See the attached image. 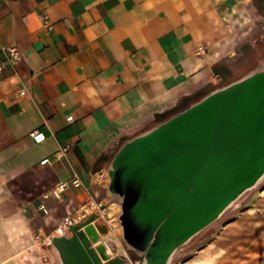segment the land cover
Returning a JSON list of instances; mask_svg holds the SVG:
<instances>
[{"label": "crops", "instance_id": "crops-1", "mask_svg": "<svg viewBox=\"0 0 264 264\" xmlns=\"http://www.w3.org/2000/svg\"><path fill=\"white\" fill-rule=\"evenodd\" d=\"M261 6V0H0V61L2 47L22 55L15 67L0 69V172L33 177L42 192L76 175L82 186L59 200L66 210L92 201L102 213L111 209L103 176L115 149L158 123L157 114L220 87L231 74L220 66L224 49L237 46L234 21L244 9L264 17ZM60 146L67 151L55 158Z\"/></svg>", "mask_w": 264, "mask_h": 264}, {"label": "water", "instance_id": "water-1", "mask_svg": "<svg viewBox=\"0 0 264 264\" xmlns=\"http://www.w3.org/2000/svg\"><path fill=\"white\" fill-rule=\"evenodd\" d=\"M106 169L105 196L120 206L123 241L141 264H169L264 176V67L125 139ZM94 218L54 238L62 264H102L83 230Z\"/></svg>", "mask_w": 264, "mask_h": 264}, {"label": "rangeland", "instance_id": "rangeland-1", "mask_svg": "<svg viewBox=\"0 0 264 264\" xmlns=\"http://www.w3.org/2000/svg\"><path fill=\"white\" fill-rule=\"evenodd\" d=\"M261 4V12L264 13V0H261ZM243 12L245 14L234 21L237 46L225 48L227 52L220 61L221 67L231 69L227 77L229 81L264 67V17L247 13L246 9ZM227 80L216 86H221ZM200 96H190L174 113ZM23 179L0 172V264H62L53 240L72 233L71 228L63 234L54 230L66 209L60 201H50L47 204L50 211L44 213L39 209L42 191L33 188V177ZM103 179H107L108 185V174ZM109 202H115V205L103 213L98 207L84 206L88 212L99 214V218L109 227V232L100 237L105 254L98 251L95 243L91 242L90 246L101 263L120 257L125 259L122 264H141V259L133 260L131 252H136L122 239V227L117 219L119 204L114 199H109ZM106 206L103 204L101 209ZM116 210L118 213L114 214ZM106 212H109L110 218ZM73 218L76 219V216ZM169 264H264V176L215 220L178 246Z\"/></svg>", "mask_w": 264, "mask_h": 264}, {"label": "built area", "instance_id": "built-area-1", "mask_svg": "<svg viewBox=\"0 0 264 264\" xmlns=\"http://www.w3.org/2000/svg\"><path fill=\"white\" fill-rule=\"evenodd\" d=\"M200 52L204 51V48L200 46L198 48ZM1 52L4 55V58L0 61V69L5 67L6 65L15 67L20 63L22 60V55L17 47L10 46V47H2ZM24 91H20L23 93ZM71 116L67 117V120H71ZM32 137L35 142H41L43 137L39 129H34L32 131ZM67 151L66 146H60L58 150L54 153V157H62ZM49 159L45 158L41 162H47ZM82 186V182L80 178L76 175L72 176L70 179L60 181L53 185L52 187L45 189L40 198L39 209L42 210L44 213H48L50 208L47 205V201H59L61 199V195L64 191L69 189L70 187L73 188H80ZM84 206H94L96 207L95 202L85 203L80 207L74 208L71 207L70 209L66 210L65 213L61 216L59 223L57 224L56 228L54 229L59 234H63L65 230L69 229L70 226L74 223H78L79 221L87 219L90 215L95 214L97 218H99V214L92 213V211L88 212L87 209H84ZM102 212V211H101ZM76 216V219L73 216Z\"/></svg>", "mask_w": 264, "mask_h": 264}, {"label": "bare ground", "instance_id": "bare-ground-1", "mask_svg": "<svg viewBox=\"0 0 264 264\" xmlns=\"http://www.w3.org/2000/svg\"><path fill=\"white\" fill-rule=\"evenodd\" d=\"M83 230L91 242L95 243L98 251L105 254V246L101 243L100 237L109 232V227L106 222L103 219L94 218L93 220L84 223Z\"/></svg>", "mask_w": 264, "mask_h": 264}, {"label": "flooded vegetation", "instance_id": "flooded-vegetation-1", "mask_svg": "<svg viewBox=\"0 0 264 264\" xmlns=\"http://www.w3.org/2000/svg\"><path fill=\"white\" fill-rule=\"evenodd\" d=\"M183 103H181L180 105L178 106H181ZM131 254H133V260L134 261H138L140 259H142V255L138 254V253H134V252H131ZM125 259L124 258H120V257H117V258H111L107 261H105L104 263L102 264H122V261H124ZM116 262V263H115ZM101 263V262H100Z\"/></svg>", "mask_w": 264, "mask_h": 264}, {"label": "trees", "instance_id": "trees-1", "mask_svg": "<svg viewBox=\"0 0 264 264\" xmlns=\"http://www.w3.org/2000/svg\"><path fill=\"white\" fill-rule=\"evenodd\" d=\"M179 106H176L175 108H173L172 110H169L165 113H161V114H157L156 117H155V121L159 122V121H162L164 120L166 117L170 116L172 113H174L177 109H178Z\"/></svg>", "mask_w": 264, "mask_h": 264}]
</instances>
